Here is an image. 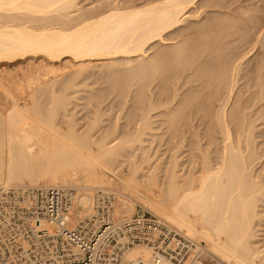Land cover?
<instances>
[{"label":"bare ground","instance_id":"1","mask_svg":"<svg viewBox=\"0 0 264 264\" xmlns=\"http://www.w3.org/2000/svg\"><path fill=\"white\" fill-rule=\"evenodd\" d=\"M147 2L142 6H114L97 15L88 12L75 15V11H79V0H0V188H72L75 202L71 227L91 226L93 231L98 230L103 222L95 211L100 201L104 202L101 205L109 208L108 219L116 223L129 219L134 212V203H139L157 215L161 225L192 242V254L208 252L224 264H264V245H259L260 235L256 232V221L260 219L258 207L264 196V179L254 175L252 127H249L251 130L248 128L251 125L248 119L246 125L247 116H244L248 114L244 112L253 107L252 102H256L259 90L258 95L251 93L248 100L239 101L237 108L229 110L238 83V65L243 61L239 59L243 54L241 48H236V52L234 47L241 45L247 48L251 43L243 42L256 28L248 17L247 21L242 18L248 29H241L242 32L240 28V32L237 31L230 20L224 23L219 20L221 25H218V18V22L215 18L211 25L204 22L205 28L204 23L200 24L203 27L194 25L192 30L188 28L183 47L175 45L165 53L156 52V55H151L156 57L149 56L152 61L145 63L149 46L166 42L165 35L177 31L185 20L182 18L188 16L200 0ZM194 9L190 11L193 18L184 17L186 20L196 18L198 10L195 12ZM195 26L199 29H194ZM181 32H178L180 37L185 31ZM166 53L173 61H169L172 58H167ZM177 56H181V62L186 58L184 61L188 62L187 70L190 72L186 78L194 77L192 80L195 81L186 89L185 99L181 96V100H177L179 96L174 94L175 91L171 96L175 107L170 109L171 122L168 121L172 130L171 141L178 139L183 132L178 133L179 126L176 127L180 119L184 118L181 127L185 125L186 129L182 130L187 134L195 126L192 124L189 128V118L194 120L199 115L196 127L204 126L207 146L216 150L215 158L207 156L199 169L188 170V174L179 170L182 165L175 154L179 146L172 149L177 151L170 159L164 178L157 174L161 164L154 170L151 167L146 169L151 156L142 153L145 143L142 137L150 122L145 124L144 119L140 127L137 125L136 134L111 141L108 135L95 138L89 129L81 132V128L72 125L71 119L66 123L59 122L58 110L68 104L65 98L62 100L56 95L59 90L73 86L72 82L67 88L64 83H61L63 88L58 85L64 80L59 81L67 70L71 80L77 81L95 62L110 61L114 64L115 59L136 58L144 64L139 69L135 65L132 70L135 68L147 77L150 73L146 72L153 74L156 64L161 67V61L169 59V62L177 64ZM237 59L240 60L238 65L234 64ZM129 60L127 64L137 61ZM196 60H199L198 65ZM195 63L198 69L194 68ZM91 64L93 66L90 67ZM255 69L246 72L252 73L253 79L257 74ZM247 74L241 78L245 79ZM142 79L140 81H144V77ZM254 83L257 82L252 83L256 86ZM57 88L61 89L57 92ZM38 94L49 95L47 97H51L54 107H42ZM160 100L161 104L164 99ZM167 101L165 105L170 103ZM214 120L217 121L215 124ZM213 132L220 138L211 137ZM181 139L184 140L183 136L178 140ZM134 147L133 158L137 150H141L145 157L142 156L141 162L131 161L128 167H124L125 162L119 161L122 157L120 152ZM43 225L49 227L45 223ZM152 257V249L147 245L131 247L125 253L126 261L140 259L148 262ZM162 264L172 263L163 260Z\"/></svg>","mask_w":264,"mask_h":264},{"label":"rangeland","instance_id":"2","mask_svg":"<svg viewBox=\"0 0 264 264\" xmlns=\"http://www.w3.org/2000/svg\"><path fill=\"white\" fill-rule=\"evenodd\" d=\"M147 1L148 0H79V3L77 4L78 6L77 11L79 10L80 12L75 11V13L74 12L73 13L77 15L78 13H81V12L82 13L85 12L86 14L88 12L90 15L92 14L97 15V13L98 14L102 13V11L104 13L105 11L108 12V9L111 10V8L114 6H117V7H126V6H131V5L132 6H142V5L147 4L148 3ZM209 1L211 0H200V2H198V5L196 4L197 7L195 5V9L192 8L190 10L192 11L194 9V11L196 12V9L198 10L200 6L204 5L203 8H200L201 10L199 9L200 11L198 10L199 14L197 13L198 11L195 13V15L197 14L198 17L196 16L195 18L194 16V19H191L193 17L190 16L191 12L189 11L188 13L190 14L188 15L187 13V15L191 17L190 20L189 19L186 20V18H184V17H188L186 15L182 18V20L185 19L186 22L184 20L183 23L180 24L179 29L175 31L177 34V38H176V34H174L175 32L173 34L171 33L166 34L164 37V41L166 42H161V43L157 42L155 45L149 46L150 48L147 52L148 57H146L148 58V60L145 58V61H146L145 63L151 62L152 60L149 59V56L150 58H153L157 54L156 52L165 53L167 52L168 49L171 48V46L174 47L175 45L176 46L181 45V47H183V44L185 43V40L187 39L185 37L186 31L188 30V28L189 30H192L194 25H197V27L198 25L202 26L200 24H203L204 22L207 23L208 25L211 22H215L213 20L216 18L215 19L216 22H218L219 20L220 21L222 20L221 22L223 21L225 22V20H230L231 21L230 23L235 24L236 26L235 29L238 28L237 31H239V28H240V31H241V29L248 30L246 24L244 23L245 21L243 19L245 18L247 21V17L248 19L251 18L250 19L251 21L250 20L249 21L253 22L252 26L253 27L255 26L254 29L255 28L256 29L254 30V32L252 29L251 33L253 34H251L250 36H247L246 38L247 40L246 41L244 40L243 42L244 44L251 43L248 46L249 48L244 47L245 48L244 49L243 47H240L241 45L234 47L235 50L236 48L238 49V47L239 49L241 48L240 51L243 54L242 56H240L242 59L241 58L239 59L243 61H240L239 59H237L236 62H234V64L237 63L236 65H238V62L240 61V66L238 65V72H237L238 83L234 88L233 95L231 97V102L229 103L230 104L229 110L230 109L232 110L234 107L237 108V104H239V101L248 100L251 96V93L253 94V92H255L258 95V90H259V95H260L261 94L260 92H262L263 95L261 94V96L259 95L256 96L255 94H253L256 96V102L255 103L252 102L251 106L253 107L251 109H248V111H245L244 113L245 114L248 113V114L244 116H247L245 119V123L247 122L246 120L248 119V123L251 125V126H248V128L252 127V132H250V134L252 133L251 141L252 143L253 142L254 143L253 145L251 141L250 143L252 145L251 148L253 149L251 151H253L252 153L253 163L252 164L254 167L253 169L254 175L258 178L260 177L264 179V0H218V1L212 0L211 2ZM208 2L212 4H208ZM75 15L73 17H75ZM191 15L193 16V14ZM234 17H236L237 19L239 18L241 19H239L240 21L238 20L236 21L235 20L236 18ZM217 18H218V21H217ZM234 20L236 22H234ZM220 21L218 25H221ZM205 23L203 25L204 27L202 26L203 28H205ZM230 23H225V24L229 25ZM190 24L191 25L193 24V26L191 27ZM235 26H233V28ZM197 27L195 26L194 29H196ZM220 28L222 29V27ZM235 29H233V31H235ZM182 30H184L185 32H183L184 35L181 34L183 36L180 37L179 36L180 33L178 34V32H181ZM168 38H171V39L168 40ZM174 38L176 39L174 40ZM180 40H183V41H180ZM175 49H177V47ZM171 50H170V55L173 56V54H171ZM242 50H245V51L242 52ZM236 52H238V50H236ZM246 53H248L247 56H246ZM153 54L155 55L151 57V55ZM167 55L168 53H166V56ZM170 55H168L167 58H169ZM131 59L137 60L136 58L135 59L131 58ZM161 59L162 60L164 59V54ZM169 59L165 61H161L162 63V64L160 63L161 67L159 66V64H158L159 67H157V64H156L155 69L157 70L155 71V69H153L152 70L153 74H151V71L146 72V73H150L148 74L147 77L145 75L143 76L144 73L135 71V68H134V71L132 70L135 65H138L136 66V68L139 69V67H141L142 64H144L143 62L141 63V60H139L140 62L137 60L140 63L138 64L137 61L131 62L129 59L127 60L125 59L127 62L128 60L130 61L129 62L130 64L129 63L127 64L124 58H119L120 61L118 59H115V61L116 60L119 61L118 63L117 61L116 62L114 61L116 63L115 66H114L115 63L113 64V62H110V61H108L109 63H107V61L95 62L93 63L95 67L93 66V64H91L90 67L91 66L93 67L89 68L88 71L86 70V73L83 74L84 76H79L81 78L77 79V81L76 79L71 80V74L69 73L70 71L67 70L66 74L63 75L59 79V81H61V79L62 80L64 79V80L59 82L58 85L62 86L61 88H63V85L61 83H64V87L67 88V85H69V83L72 82L73 86L68 87L67 88L68 91L64 88L62 91V89L59 88L61 89L60 91L57 88V92L59 90L60 93H57L56 96L60 99L65 98L68 104L66 105L65 108L59 109L58 110L59 112L56 111L58 112L57 114H59V117H58L59 122L66 123V121H69L71 119L72 125H74L75 128L77 129L81 128V132L87 131L89 129V131H91V133L94 134L95 138H100L104 135L105 136L108 135L109 141H111L115 138H118V140H122V138H125L127 135L131 136V135L136 134L135 129L141 124L140 122L142 121L144 122V120H146V122L144 123L146 124L150 122V125L148 129L145 128L146 132L144 133L145 135H143L142 137L145 142L143 143L144 148H143L142 153L144 152L146 156L148 155L149 157L151 156V162H149L150 163L149 166L148 165L145 166L146 169L148 167L149 168L151 167L152 170H154V167H157L159 166V164H161V166H159L161 168L160 170H158L160 173L157 172V174L160 175L161 178H164L165 173L167 172L166 169L168 170L169 168L168 166L170 162L172 161V160L170 161V159L172 158L173 154L177 150L178 151L180 150L179 153H177L178 152L177 151L175 154L178 155V162L180 163V166L182 165L181 168L179 167L180 168L179 170H181L182 173H184V171H186L185 173H187L188 170L190 171L194 169L195 170L199 169L202 162L205 160V158H208L207 156L210 157L209 159H211V157L212 159L213 157L215 158L216 150L214 149L213 146H207V143H206L207 137L204 135V131H203L204 126H200L198 129L196 127V125L198 124V123L196 124V122H198L197 118L199 117V115L194 120L192 118L190 120L189 118L188 123L189 125L191 124L189 128L192 127V124L193 126L194 125L195 126L193 127V129L191 128L192 130H190L189 133L185 134V131L182 130V129H186L185 125L182 126L183 128L181 127L182 121H184V118H182V115L179 114L183 120L180 119V116L178 115L180 121L181 120L182 121L177 122V120H179L177 119L176 122L179 123V125L177 123L175 124H177L176 127L179 126V128H177L178 133L183 131L182 134L184 133L185 135L184 136L180 133L179 134L180 136H178L179 137L178 139H180V137L183 136L184 140L176 139L174 141L173 140L171 141L172 130H171V125L169 127V124L171 122L169 117L171 113L170 109L175 108L174 106H172L174 105V103L171 101L173 98V97L171 98V96H173V92L175 91L174 94L176 93L178 94L177 97L179 96L177 100L179 99L181 100V96L187 94L185 93L186 89H188V87L191 85L193 81H195V79L192 80L194 77L193 78L190 77V79L186 78V76H189L190 72L187 70L189 64L188 62L187 63L185 62L186 61L185 57H184L185 61L182 58V62H181V56L178 57L177 58L178 60L176 61L177 64L176 63L173 64L169 62L171 60L173 61V58L170 60ZM198 62L199 60L197 61V65L199 64ZM106 63L107 65L112 63L111 65H113V67H111V65L110 67H108ZM158 63H159V60H158ZM234 64H233V67L236 66ZM197 65L195 63L194 68L195 66L197 68ZM252 68L253 69L256 68L255 70H257L256 73L258 74V75L256 74V76L254 75V79H253L252 73H250V75L247 74L251 72L250 69ZM71 72H74V71L71 70ZM246 74L247 76H245V79L244 78L242 79L241 77ZM73 76H75V74ZM143 77H144V81H140V78L142 79ZM249 78H250V81H249ZM252 79L254 82H257V83H254V85L256 84V86H253ZM256 79H259V80L257 81ZM258 82H260V84ZM175 89L176 90L179 89L178 93L176 92ZM64 91H67V92H64ZM37 96H38L37 97L38 99L41 98L40 103L43 102V104L42 103L41 104H42V107H44L45 109H50L54 107L52 106L51 97H47L49 95L41 96L40 94H38ZM183 97H182L183 99L186 98V96H183ZM159 98L160 99L162 98V100L164 99L163 102ZM166 98L168 100L171 98L169 100L170 103L172 102L171 106H170V103H168L169 101L166 100ZM159 100L163 104L162 103L160 104ZM177 100H175L174 102L176 103ZM165 101H167L168 103V105L166 104L167 106L165 105ZM213 115H217V114H213ZM143 116H145V118L148 116V119L147 118L145 119ZM216 122L217 121L214 120L213 124H215ZM248 123H246V125H248ZM249 129L251 130V128ZM193 132H194V135H193ZM213 133H211L212 134L211 137L213 136L214 138L216 137L220 138L218 133H217L218 135L214 133V135L216 134L215 136L213 135ZM195 134H198V135L195 136ZM182 141H185V142H182ZM177 147H178L177 150L176 149L172 150ZM134 149L135 147L133 149L125 148L120 152L122 157L119 158V161L125 162L123 164L124 167L125 166L128 167L131 161L141 162V160H143L142 156L143 158L145 157V155L141 153V150L140 151L137 150V152L135 151L136 152L135 158H133L131 155ZM116 165H119V163L116 162ZM23 184L28 185V183H23ZM66 190L73 191L72 188L66 189ZM98 194L101 195L102 192H98ZM263 195H264V192H263ZM261 200L262 201L258 207V215L260 219L259 220L257 219L256 221V232L260 235L259 245H264L263 243L264 242V196L261 198ZM101 203H104V202L103 201L99 202V205H97V208L95 209L96 214H97L98 209L101 207L100 206ZM133 207H134L133 208L134 212L132 216L136 212L142 210L147 215L156 217L160 220V218L157 215L150 212L149 210L141 206L139 203H134ZM201 260L205 263H212L215 261H219L216 257H214L208 252L202 253Z\"/></svg>","mask_w":264,"mask_h":264},{"label":"built area","instance_id":"3","mask_svg":"<svg viewBox=\"0 0 264 264\" xmlns=\"http://www.w3.org/2000/svg\"><path fill=\"white\" fill-rule=\"evenodd\" d=\"M74 202V192L60 187L0 188V264H224L203 262L192 242L142 210L116 223L102 204L98 230L73 228ZM139 245L151 247V260L126 261V251Z\"/></svg>","mask_w":264,"mask_h":264}]
</instances>
